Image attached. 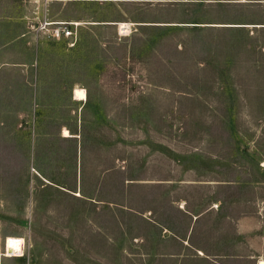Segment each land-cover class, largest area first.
Masks as SVG:
<instances>
[{
    "label": "rangeland",
    "instance_id": "rangeland-1",
    "mask_svg": "<svg viewBox=\"0 0 264 264\" xmlns=\"http://www.w3.org/2000/svg\"><path fill=\"white\" fill-rule=\"evenodd\" d=\"M259 259L264 0H0V264Z\"/></svg>",
    "mask_w": 264,
    "mask_h": 264
},
{
    "label": "built area",
    "instance_id": "built-area-1",
    "mask_svg": "<svg viewBox=\"0 0 264 264\" xmlns=\"http://www.w3.org/2000/svg\"><path fill=\"white\" fill-rule=\"evenodd\" d=\"M69 26H77L76 23H66L60 21L51 20L47 13H43L41 21L38 23V29L48 38H53L56 40H66L68 47H74L76 43V32L70 29ZM24 250V249H23ZM5 256L6 248L4 247ZM23 256V254L21 255ZM14 256V257H21Z\"/></svg>",
    "mask_w": 264,
    "mask_h": 264
},
{
    "label": "bare ground",
    "instance_id": "bare-ground-1",
    "mask_svg": "<svg viewBox=\"0 0 264 264\" xmlns=\"http://www.w3.org/2000/svg\"><path fill=\"white\" fill-rule=\"evenodd\" d=\"M75 96L80 100L86 99V94L83 89H76ZM71 134L67 129L63 130V136L69 137ZM71 137V136H70ZM24 240L22 238H13L8 236L6 241V254L5 256L8 258L14 256H21L24 252ZM257 264H264V259H259Z\"/></svg>",
    "mask_w": 264,
    "mask_h": 264
},
{
    "label": "crops",
    "instance_id": "crops-1",
    "mask_svg": "<svg viewBox=\"0 0 264 264\" xmlns=\"http://www.w3.org/2000/svg\"><path fill=\"white\" fill-rule=\"evenodd\" d=\"M77 24H80V23H77ZM95 24V23H94ZM173 25H178V26H185V24H182V23H177V24H173ZM77 26H79V25H77ZM195 27H197V26H195ZM75 46V45H74ZM71 134V133H70ZM258 263V261L256 262V264Z\"/></svg>",
    "mask_w": 264,
    "mask_h": 264
},
{
    "label": "trees",
    "instance_id": "trees-1",
    "mask_svg": "<svg viewBox=\"0 0 264 264\" xmlns=\"http://www.w3.org/2000/svg\"><path fill=\"white\" fill-rule=\"evenodd\" d=\"M18 258H21V257H18Z\"/></svg>",
    "mask_w": 264,
    "mask_h": 264
}]
</instances>
